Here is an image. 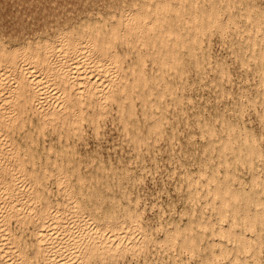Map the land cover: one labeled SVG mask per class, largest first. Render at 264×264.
<instances>
[{
    "label": "bare ground",
    "instance_id": "1",
    "mask_svg": "<svg viewBox=\"0 0 264 264\" xmlns=\"http://www.w3.org/2000/svg\"><path fill=\"white\" fill-rule=\"evenodd\" d=\"M0 264H264V0H0Z\"/></svg>",
    "mask_w": 264,
    "mask_h": 264
}]
</instances>
